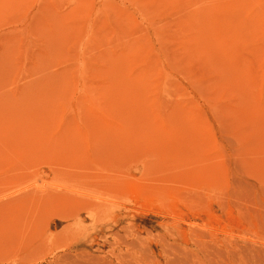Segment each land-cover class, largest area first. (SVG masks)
<instances>
[{
  "label": "rangeland",
  "instance_id": "rangeland-1",
  "mask_svg": "<svg viewBox=\"0 0 264 264\" xmlns=\"http://www.w3.org/2000/svg\"><path fill=\"white\" fill-rule=\"evenodd\" d=\"M0 264H264V0H0Z\"/></svg>",
  "mask_w": 264,
  "mask_h": 264
}]
</instances>
